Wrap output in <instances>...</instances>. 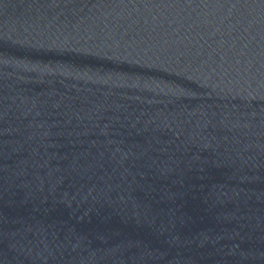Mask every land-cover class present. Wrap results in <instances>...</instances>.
<instances>
[{
	"label": "water",
	"instance_id": "1",
	"mask_svg": "<svg viewBox=\"0 0 264 264\" xmlns=\"http://www.w3.org/2000/svg\"><path fill=\"white\" fill-rule=\"evenodd\" d=\"M262 210L264 0H0V264Z\"/></svg>",
	"mask_w": 264,
	"mask_h": 264
}]
</instances>
